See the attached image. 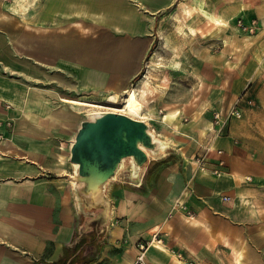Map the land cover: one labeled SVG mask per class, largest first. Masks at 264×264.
Here are the masks:
<instances>
[{
    "label": "crops",
    "instance_id": "0c3cea01",
    "mask_svg": "<svg viewBox=\"0 0 264 264\" xmlns=\"http://www.w3.org/2000/svg\"><path fill=\"white\" fill-rule=\"evenodd\" d=\"M198 1H35V16L27 24L35 35H22L21 54L36 65L28 61L18 67H0V122L13 124L9 140L0 141V264H53L64 247L85 236L76 227L74 174L64 175L78 120L60 106L57 95H121L142 73L148 55L151 64L158 62L161 39L173 44L180 38L187 45V38L193 40L204 30ZM204 1L225 24L239 16L242 6L248 18L264 15V0ZM178 26L185 32L192 28L196 35L182 38ZM165 53L172 55L168 49ZM185 54L187 48L180 51ZM229 65L233 79L238 72L242 81L239 87L235 81L228 107L240 96L252 99L254 107L242 103V118L230 120L218 136L212 112L228 108L222 99L197 120L192 117L194 111L187 109L181 145L170 153V161L161 164L153 187L135 195L145 204L164 206L165 217H148L143 205L133 203L132 217L139 222L135 226L140 232L133 234L131 229L123 244L119 239L124 229L112 231L108 249L118 252L97 257L94 264H131L139 236L147 239L166 224L168 231L160 243L178 254L181 262L176 259V264H237L232 252L239 253L244 244L248 264V232L264 228V68L252 59L239 71L232 61ZM183 66L170 65L166 71ZM192 67V76H198L199 61ZM18 71L21 77L13 78ZM5 98L17 99L20 112L6 108ZM151 162L149 158L146 168L155 165ZM176 203L184 205L192 217H184L174 208ZM167 253L152 249L151 264L171 262Z\"/></svg>",
    "mask_w": 264,
    "mask_h": 264
},
{
    "label": "rangeland",
    "instance_id": "374dc122",
    "mask_svg": "<svg viewBox=\"0 0 264 264\" xmlns=\"http://www.w3.org/2000/svg\"><path fill=\"white\" fill-rule=\"evenodd\" d=\"M35 1L36 0H22L15 4L13 0H0V67H5V65H15L18 67L19 65H26L28 61L30 65H36L32 64L31 59L21 54L22 35L31 37L35 35L33 30L27 28V24H31L32 16H35ZM247 1L248 0H245L246 3ZM240 8L242 11L239 13V16L234 17L229 24L227 23L225 26L212 28L205 21L204 30L199 32L198 36L194 37L193 40L187 38V45H184V42L182 44L180 38H175V42L173 44L169 43L168 47H165L164 44L160 46V57H158V62H153L155 69L151 72L150 79L154 86H160L163 90L160 94L154 95L151 98L154 100V103L150 105V112H148L156 121L166 113L178 111L181 114L182 124H185L184 115L187 109L194 111L192 117L197 120L199 115L202 116L205 114L207 108H217L219 100L221 99L224 101L223 106L228 107L234 99L235 81H237V87H239V82L242 81V77H240L238 72H236L238 75L237 79H233L229 61L237 65V71L245 65V62L248 63L250 59H252L255 65L264 68V15L251 19L245 15L246 11L244 6ZM248 19H251L250 22H256V29L252 34L242 32L238 27L239 21L245 23ZM217 38L221 40H216ZM164 40L168 43L167 39ZM186 48L188 54L180 55V51ZM166 49L171 51L172 55H167L165 53ZM149 58L148 55L146 63L144 64V70L129 84L128 88L135 85L144 76L147 70L146 66L150 64ZM196 61L200 63L199 75L192 76V65H196ZM170 65H185L186 67L183 66L182 69H178L177 71L173 69L167 72L166 69L170 67ZM33 71L35 72V66ZM2 74H5V70ZM12 76L13 78L21 77L20 71L13 72ZM239 77L240 79H238ZM231 79L233 80L232 82H230ZM107 96H84V99L110 106L105 104ZM4 106L6 107L7 105ZM83 121L86 120H84V118L78 119L76 131ZM152 126L157 132H163L159 123L153 124ZM164 133V135L168 137L171 136L167 131ZM184 137L183 130L181 136H172L170 142L171 147L166 151L165 156H152V158H150L152 161L151 163L164 164L166 161H170L167 160L171 157L170 153H175L177 151ZM128 159L129 158L124 159L125 170L121 171L113 181L108 180L103 186L101 195L108 203L107 215L104 212L103 205L93 204V206H90L87 203L88 197L80 194L79 189L81 185L76 183L74 176L72 177L74 180L73 182L78 185L76 187L78 194L76 227L78 232L83 236L93 231L98 236L97 242L99 246L96 249L91 251L89 248L84 249V253L88 255L89 259L96 260L97 257L100 258L102 256L112 257L113 253L118 252V250L115 249H108L112 243L110 236L111 232L117 228L124 229V234L119 239V242L123 244L127 241L128 236L126 234L130 233L131 229L133 230L134 228L133 234L140 232L135 226V224H139V222L133 221L132 217L131 209L133 203L137 204V206L140 204L143 205L145 210L144 213L148 217L151 215L152 218L158 216L164 218L167 213L164 206H151L145 204L137 197L138 195L140 196L148 192L153 187L155 176L162 169V166L160 165L154 171H151L150 169L152 168H146V163L141 171L134 176L128 171L130 164ZM64 173V175H72L73 173L69 161V151L68 158H66V171ZM262 225L264 226V223ZM167 229L168 224H166L158 234L157 230L150 233L147 239L143 238V236H139L138 242L145 239L150 243V246L156 245L153 241V237L157 236L158 240H162L161 236L167 233ZM156 246L163 251L166 250V254H168L167 252L171 254L172 257L170 259L172 261H169L168 264H176V259L181 262L178 254L166 248L163 241ZM240 248L239 253H232L238 260L237 264H245L244 260L247 259V254H245L246 250L243 251V249L246 248L245 244ZM202 254L205 253L203 252ZM210 254H212V251L207 254L208 259H210ZM146 262L147 264H151L147 254ZM185 263L199 264L195 262ZM248 264H264V228L256 232H248Z\"/></svg>",
    "mask_w": 264,
    "mask_h": 264
},
{
    "label": "bare ground",
    "instance_id": "6f19581e",
    "mask_svg": "<svg viewBox=\"0 0 264 264\" xmlns=\"http://www.w3.org/2000/svg\"><path fill=\"white\" fill-rule=\"evenodd\" d=\"M15 1V4L17 2H21L22 0H13ZM198 10L201 12L203 17L205 18L206 23L211 26L212 28H217L220 26H225V23L222 22L218 16L211 10L209 5L204 0L198 1ZM177 33L182 38H187V36L194 37L196 35V30L192 28H188V31L185 32L181 26L177 27ZM216 40H221L220 38H217ZM165 47H168V43L166 40L161 39ZM16 49V48H14ZM175 52V51H173ZM176 53V52H175ZM176 67V66H174ZM146 72L144 76L133 86L126 89L121 95H108L105 104H108L110 106H106L102 103H97L94 101H89L81 97H64L62 95H57L58 102L60 106L68 108L67 114L71 116L72 118L78 120L81 118H84L86 121H92L96 118L97 115H101L105 112H111L116 114H122L125 115L131 119L138 120L141 122H144L148 126V133L151 137L152 142L155 145V148L152 150H146L144 148H141L142 151L145 152L148 159L152 158V156L159 155L161 157L165 156V153L167 150L170 149L171 145V137H178L182 135V122H181V114L178 111H174L172 113H166L162 115L158 121L153 118L152 115L148 114L150 112L149 107L152 103H154V100L151 98L154 95L160 94L163 90L160 86H154L151 82L150 75L151 72L154 71L155 66L153 64H148L146 66ZM167 81V80H166ZM5 100L8 102H5L8 108H10L11 111L20 112L22 109L20 105L18 104L17 99H8L5 98ZM1 104V101H0ZM45 114V113H44ZM159 123L161 125V129L163 132H157L153 128V124ZM170 133V137L164 135L165 131ZM129 160V172L132 175H136L139 171H141L142 167L136 166L131 158ZM125 160H122L119 164V167L114 175L113 178H111L109 181H113L121 171L125 170L124 165ZM73 174L74 176L77 174V165L71 163ZM72 186L76 188L78 185L72 181ZM87 203L90 206L101 204L104 206V212L107 215L108 212V203L103 197L100 195L95 196H89L87 199ZM224 245L226 247H230V244L228 241H224ZM153 250H158V247L156 245H151L146 254L149 255V253Z\"/></svg>",
    "mask_w": 264,
    "mask_h": 264
},
{
    "label": "water",
    "instance_id": "95a60500",
    "mask_svg": "<svg viewBox=\"0 0 264 264\" xmlns=\"http://www.w3.org/2000/svg\"><path fill=\"white\" fill-rule=\"evenodd\" d=\"M141 148H155L144 122L111 112L83 121L69 149V161L77 165L74 178L81 185L80 194L102 197L104 184L124 159L143 167L148 157Z\"/></svg>",
    "mask_w": 264,
    "mask_h": 264
},
{
    "label": "built area",
    "instance_id": "2783aa9c",
    "mask_svg": "<svg viewBox=\"0 0 264 264\" xmlns=\"http://www.w3.org/2000/svg\"><path fill=\"white\" fill-rule=\"evenodd\" d=\"M238 27L242 32H246L247 34H252L255 32L256 29V22L251 21L248 24H244L241 21L238 22ZM242 103H245L248 107H254V101L250 98H244L243 96H240L230 107L226 109H219L214 110L212 112V122L217 127L215 130V135H221L223 128L228 124V122L232 119H241L242 118V110L240 108V105ZM2 125L3 128V134H0V141H6L9 140L8 137L11 136V130H12V122L11 121H4L0 122V126ZM222 201L228 202V197H222ZM177 210L183 212L184 217L190 219L192 217V214L189 212V210L179 203H176L174 206ZM153 241L155 243H160V240L157 239V236L153 237ZM150 247V243L148 242H138L135 246L136 248V256L132 262V264H147L146 262V252L148 248Z\"/></svg>",
    "mask_w": 264,
    "mask_h": 264
},
{
    "label": "trees",
    "instance_id": "16d2710c",
    "mask_svg": "<svg viewBox=\"0 0 264 264\" xmlns=\"http://www.w3.org/2000/svg\"><path fill=\"white\" fill-rule=\"evenodd\" d=\"M161 164H155L151 171H154ZM97 239V234L91 231L89 234L80 238L78 242H73L71 245L64 247L62 256L53 264H94L95 261L89 259L88 255L84 253V249L89 248L90 251L96 249L99 246Z\"/></svg>",
    "mask_w": 264,
    "mask_h": 264
}]
</instances>
